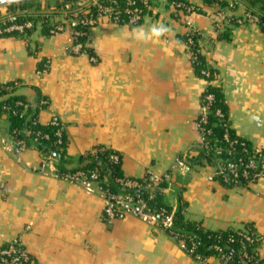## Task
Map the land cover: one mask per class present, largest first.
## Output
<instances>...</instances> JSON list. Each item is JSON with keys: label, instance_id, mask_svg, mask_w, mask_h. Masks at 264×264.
<instances>
[{"label": "crops", "instance_id": "obj_1", "mask_svg": "<svg viewBox=\"0 0 264 264\" xmlns=\"http://www.w3.org/2000/svg\"><path fill=\"white\" fill-rule=\"evenodd\" d=\"M183 1L203 13L176 18L167 0H157L140 25L103 21L94 27L87 48L96 63L88 55L69 53L66 33L45 35L38 27L24 38L0 37V83L19 80V95L30 102L38 94L49 100L39 120L65 126L66 171L104 148L120 156L126 178L141 179L148 171L168 175L164 204L173 211L186 204V218L207 230L239 231L252 224L263 238L264 258V179L248 189H229L206 163L192 165L185 174L172 171L177 158L195 155L208 87L181 40L186 20L204 33L201 54L220 74L232 129L256 148H264V31L255 24L230 26L228 38L219 39L214 23L221 8ZM245 11L241 6L227 13ZM156 23L169 26L171 33L138 38L137 29L147 32ZM42 62L49 63V71L39 78ZM8 130V120L0 119V131ZM41 158L37 148L18 156L0 142V248L20 238L34 264H203L168 233L135 216L108 225L100 195L26 170V162L38 165ZM206 264L223 263L211 257Z\"/></svg>", "mask_w": 264, "mask_h": 264}, {"label": "built area", "instance_id": "obj_2", "mask_svg": "<svg viewBox=\"0 0 264 264\" xmlns=\"http://www.w3.org/2000/svg\"><path fill=\"white\" fill-rule=\"evenodd\" d=\"M174 11L176 18L183 17L189 18L195 13V8L192 5L186 3H173L170 5ZM152 13L155 7L150 6V0H127L126 6L121 7L116 0H74L64 4L60 9L52 7L47 11L42 12L44 14L38 21L34 19H28L24 15L10 13L7 16H0V37L13 36L14 34L26 36L27 31L34 30L36 28H42L45 22H48L50 35H57L61 33L68 34V41L66 49L73 55H88L92 63H96L97 59L94 55L89 54L86 51L90 31L102 23L103 21H109L117 25L137 26L140 25L146 16L145 10ZM50 11L51 14L49 13ZM8 11V9H7ZM57 14V16H53ZM233 15H229L223 10H218L215 15L214 28L218 34H221L227 27L232 26L234 23L231 19ZM236 25L255 24L259 25L261 20L259 16L252 10H246L244 14L235 17ZM186 27L189 40L186 44L192 59H197L196 53L192 50L193 46L203 40L204 33L196 28L191 21L186 20ZM195 37V40L193 39ZM198 52H201L199 49ZM49 71V63L46 62L42 69L37 70V76L39 78L47 75ZM14 89H20L22 87L21 81H14ZM213 100L212 95L202 96V113L198 119V128L201 134L200 145L205 144V128L204 125L208 122V116L210 113L209 103ZM41 106L46 108L49 105L48 99H43L40 102ZM28 108V105L25 106ZM47 125L56 128L55 137L57 138L56 145H63V137L66 135L65 126L58 120H52ZM46 139H50L49 135L44 136ZM225 139L229 140L228 129L225 135ZM35 142L38 140L35 139ZM0 142L4 150L16 153L18 156L23 155L31 149H36L35 142L29 144L25 140L18 139L17 136L10 133L0 131ZM257 152L262 148H256ZM101 151H104L102 149ZM42 158L38 165H32L26 162V170L37 173L46 177L61 180L70 185L78 186L82 188L88 194H98L102 197L104 202L103 216L108 225H112L117 219L126 215H132L157 229L168 233L172 238L178 241L181 248L190 256L194 257L199 262L206 264L208 259H204L196 254L195 246L187 247L182 239H178L177 235L173 233L174 225V213H166L162 211L160 215L154 214L148 207L147 202L139 197H134L130 192L124 194H113L109 190H102L98 184L100 182H106V175H102L98 170L92 171H72L61 172L58 166L57 155L53 152H42ZM97 149L92 153L96 154ZM221 153L220 149L216 150V154ZM111 161L119 162L120 156L112 154ZM251 161L247 164L230 163L227 168L222 165H218L215 170L214 178L217 176L222 178V181L226 184L236 182V179L240 176L239 169L242 167V177L251 180L253 183L255 180L259 181L264 179V155H261L258 159L254 156L251 157ZM190 168V164L186 160V156L176 159L172 171L185 174ZM249 171L253 173L250 174ZM168 175H158L152 171H148L146 175L141 179L122 178L118 182L122 187L129 190L142 189L145 186L149 187L153 191L161 184L166 183ZM153 194L151 195V198ZM30 227L27 228L29 230ZM240 235L249 244H255L260 246L263 238L258 232L242 230ZM234 242V240H231ZM245 245L244 241L242 242ZM257 251L258 248H257ZM258 253V252H257ZM260 253V252H259ZM249 262H252V258L245 255ZM219 258L223 264H227L230 260V256L223 254L220 251ZM0 264H34L32 257L28 251L22 246L21 239L16 238L9 245L0 248ZM246 264V263H245Z\"/></svg>", "mask_w": 264, "mask_h": 264}, {"label": "trees", "instance_id": "obj_3", "mask_svg": "<svg viewBox=\"0 0 264 264\" xmlns=\"http://www.w3.org/2000/svg\"><path fill=\"white\" fill-rule=\"evenodd\" d=\"M69 0H65L66 4ZM121 7L126 6L127 0H116ZM157 0H150V6L156 7ZM171 5L173 3H186L192 5L183 0H167ZM203 3L208 6H218L223 11L236 12L241 6H245L246 10L254 11L260 18V28L264 31V0H203ZM27 4V3H26ZM62 5V6H63ZM61 6V7H62ZM195 13H203V10L195 5ZM15 6H9L10 10H13ZM146 16L151 13L145 10ZM231 17L233 21V27L237 26L235 23V17ZM242 16V15H241ZM240 16V17H241ZM238 17V16H237ZM179 18V17H178ZM35 30V29H34ZM34 30H29L26 36L31 34ZM231 27H227L225 31L219 34V39H227L228 32ZM43 32L45 35H50L48 22H45L43 26ZM13 36L24 38V35L14 34ZM195 40V37L193 38ZM181 40L187 43L189 40L188 34L183 36ZM200 49L199 43L193 46L192 50L196 53L197 59H192L196 74L198 77L208 82V87L203 95H212L213 100L209 103L210 113L208 116V122L204 125L205 128V144H197L193 152L194 156H186V160L190 164V167L194 164H208L217 170L218 165H222L224 168L230 163H248L255 157L258 159L261 155H264V148L257 152L256 147L248 140L240 137L231 127L229 120V108L225 99L224 91L221 85L219 72L209 65L207 59L198 52ZM86 51L93 55L92 50L86 48ZM46 62L39 64L38 69H42ZM19 81V80H18ZM14 81L9 83H0V119L6 118L9 123V131L18 139L25 140L29 144L34 143L38 150L42 152H53L57 155L59 161L58 166L61 172H74V171H92L98 170L102 175H106L107 181L100 182L99 188L102 190H109L113 194H124L130 192L134 197H139L147 202L149 209L156 215L164 210L166 213L173 212L171 207H168L163 202V194L167 188V183L161 184L154 191L149 187H144L137 190L125 189L118 182L119 179L125 178L121 169V160L119 162L111 161L110 157L115 152L106 150L104 148H98L96 154L89 153L81 159V167L66 171L63 169L65 162V149L67 147V137L64 135V144L56 145L57 138L55 137L56 128L42 124L39 120V112L44 107L40 102L45 97L38 94L35 101L30 102L25 96L19 95L17 89H14ZM28 105L26 109L25 106ZM229 134V140L225 139V135ZM49 135L50 139H46L44 136ZM104 149V151H101ZM220 149L221 153L216 154V150ZM243 168L239 169L240 176L236 179V182L226 184L222 181V178L217 176L216 180L219 181L224 187L248 189L253 183L249 179L242 177ZM252 174V171H249ZM153 197L151 198V195ZM173 233L177 235L178 239H182L187 247L195 246L196 254L204 259L211 257H218L220 251L230 256V260L227 264H264V258L260 255L259 246L255 244H249L240 235L242 230L255 231V227L252 224H247L242 230H221L212 231L205 229L202 224L194 221H190L186 218V204L180 203L177 211L174 213V225ZM234 240V242H231ZM245 245H243V242ZM258 252V253H257ZM252 258V262L246 259V256Z\"/></svg>", "mask_w": 264, "mask_h": 264}, {"label": "rangeland", "instance_id": "obj_4", "mask_svg": "<svg viewBox=\"0 0 264 264\" xmlns=\"http://www.w3.org/2000/svg\"><path fill=\"white\" fill-rule=\"evenodd\" d=\"M74 0H69L71 2ZM65 0H37L35 2L24 3L15 5L13 10H10L9 7L0 8V16H7L10 13L24 15L27 13L26 17L28 19H34L36 21L40 20L44 14L42 12L51 9L52 7L60 9ZM67 2V3H68ZM8 9V11H7ZM49 10V13L51 14ZM8 13V14H7ZM53 16H57V14H53Z\"/></svg>", "mask_w": 264, "mask_h": 264}, {"label": "clouds", "instance_id": "obj_5", "mask_svg": "<svg viewBox=\"0 0 264 264\" xmlns=\"http://www.w3.org/2000/svg\"><path fill=\"white\" fill-rule=\"evenodd\" d=\"M171 28L163 23L153 24L147 32L144 29H137V35L139 39H160L171 33Z\"/></svg>", "mask_w": 264, "mask_h": 264}, {"label": "water", "instance_id": "obj_6", "mask_svg": "<svg viewBox=\"0 0 264 264\" xmlns=\"http://www.w3.org/2000/svg\"><path fill=\"white\" fill-rule=\"evenodd\" d=\"M37 0H0V8L15 6L18 4L35 2Z\"/></svg>", "mask_w": 264, "mask_h": 264}]
</instances>
